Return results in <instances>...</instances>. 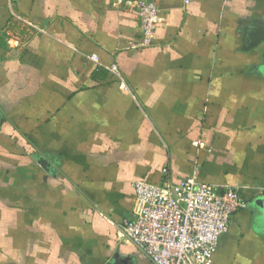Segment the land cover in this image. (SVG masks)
Wrapping results in <instances>:
<instances>
[{
    "label": "crops",
    "instance_id": "crops-1",
    "mask_svg": "<svg viewBox=\"0 0 264 264\" xmlns=\"http://www.w3.org/2000/svg\"><path fill=\"white\" fill-rule=\"evenodd\" d=\"M136 1L0 0V264H148L119 224L165 167L238 188L213 264H264V0H151L148 47Z\"/></svg>",
    "mask_w": 264,
    "mask_h": 264
},
{
    "label": "built area",
    "instance_id": "built-area-1",
    "mask_svg": "<svg viewBox=\"0 0 264 264\" xmlns=\"http://www.w3.org/2000/svg\"><path fill=\"white\" fill-rule=\"evenodd\" d=\"M132 5L141 23L142 46H151L161 22L159 6L151 0ZM111 71L117 74V65ZM198 178L194 173L175 183L165 167L157 184L132 183V215L121 221L119 230L148 264H213L233 215L248 208L238 188L206 184Z\"/></svg>",
    "mask_w": 264,
    "mask_h": 264
},
{
    "label": "water",
    "instance_id": "water-1",
    "mask_svg": "<svg viewBox=\"0 0 264 264\" xmlns=\"http://www.w3.org/2000/svg\"><path fill=\"white\" fill-rule=\"evenodd\" d=\"M262 35H261V37H263L264 38V32L263 33H261ZM264 40V39H263ZM255 204H260V205H262V207L264 206V200H257L256 202H255Z\"/></svg>",
    "mask_w": 264,
    "mask_h": 264
}]
</instances>
